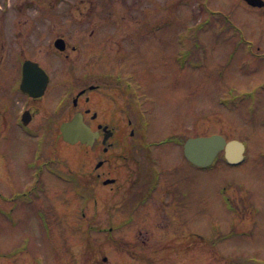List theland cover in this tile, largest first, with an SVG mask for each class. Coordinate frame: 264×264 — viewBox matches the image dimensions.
<instances>
[{"label":"rangeland","instance_id":"374dc122","mask_svg":"<svg viewBox=\"0 0 264 264\" xmlns=\"http://www.w3.org/2000/svg\"><path fill=\"white\" fill-rule=\"evenodd\" d=\"M179 1L63 0L57 6L58 12L48 7L45 22L43 10L34 8L29 14L34 28L31 30L51 35L33 37V45L43 51L40 49L54 33H66L83 53L95 52L98 60L104 59V54L106 65L97 63L106 71L120 70L123 64L129 73L123 78L132 79V74L145 92L135 95V99L152 102L149 136L153 141L171 135L194 138L218 134L244 142L246 162L230 166L218 161L216 167L200 169L184 158L177 145L158 148L155 156L164 175L162 183L172 189L173 183L179 182V189L188 193L190 209L181 217L196 234L180 237L177 232L176 238L170 241L182 243L168 240L159 243L157 232L153 234L146 227L158 218L137 212L135 225L118 227L111 240L107 233L98 230L109 228L111 219L115 227L120 225L124 218L121 215L128 213V208L122 214L114 209L121 203L113 192L116 190L111 191L112 198L107 202L109 190L98 186L97 208H101L98 211H92L89 206L84 208L85 221L81 217L82 206L79 210L74 189L68 183L46 176V192L39 190L42 197L21 196L28 176L24 166L32 158L31 148L36 146V140L16 139L15 131L7 127V131L11 130L2 135L4 128L0 123V161L4 163L1 153L7 158V163L0 167L1 264H139L140 259L148 258L140 257L143 253L140 245L146 240L151 244H145L155 250L152 257L156 264H228L229 258L237 254L242 258L254 256L255 261L264 264V11L247 7L243 0H209L205 6L201 0H194L191 8L199 17L187 19V12L181 7L172 23L167 18L172 17L171 7ZM43 2L49 5L54 0ZM208 5L221 11L224 19L234 22L235 27H241V33L219 26L224 21L220 17L208 32L200 34L204 51L190 53L183 69L177 59L182 49L177 32L186 31L185 24L196 27L203 23L209 14ZM156 21L157 27L160 21L159 32L156 36H147L146 31L154 33L151 26ZM146 22H149L147 30ZM39 53L35 57L40 58ZM8 74L11 81L12 75ZM7 86L0 83V88ZM62 90L63 87L53 88L48 104H54ZM22 103H17L19 108ZM45 151L53 160L68 163L75 172L89 166L82 162L76 147L50 142ZM64 163L56 160L52 165L65 168ZM226 198L240 202L237 213L243 214L241 217L229 210ZM171 200L166 197L164 202ZM158 206L163 205L159 202ZM159 209H164L158 225L162 228L168 223V214L170 218L172 215L167 208ZM90 224L102 235L91 231L86 235L81 226ZM229 233L230 238L218 241ZM197 234L208 242H215V248L202 249L201 239L193 238ZM114 239L130 246L116 244ZM117 246L125 250H118ZM228 249L236 252L229 253ZM219 253L225 254L219 256Z\"/></svg>","mask_w":264,"mask_h":264},{"label":"flooded vegetation","instance_id":"af4514ba","mask_svg":"<svg viewBox=\"0 0 264 264\" xmlns=\"http://www.w3.org/2000/svg\"><path fill=\"white\" fill-rule=\"evenodd\" d=\"M39 1L42 2V0H0V8L10 7L8 15H1L0 10V70L20 73L23 71L24 63L32 60L40 63L50 77L42 97H31L21 92L18 93L17 89L21 82L20 75L16 76L14 80H8L13 93L6 87L0 88V102L2 101L0 104L2 121L0 120V123L2 122L3 132L7 131L5 129L7 127V129L14 128L13 130L23 134L24 131L18 126L17 120L23 122L24 115L27 114L26 117H30L28 127L32 128V131L36 132L38 136L44 135L61 141L63 139L62 124L71 121L78 114L83 115L84 121L91 127L92 131L99 133L94 146L77 144L79 149L90 154L88 156L91 159L97 158L90 169L83 172L87 179L83 183L84 188L91 191L95 184L114 181L110 189L111 191L116 189L113 192L121 200L117 207L121 204H127V201L133 197L135 200L144 201V196L148 194L151 197L144 203L143 209L155 210L156 192H146V189L151 190L158 182L155 177L149 176V173H144L143 163L137 158V148L142 145L144 129L130 126L132 123L131 116L137 119L141 118L140 106H137L136 102L129 103V93L122 81L112 79L111 74L105 71L96 70V66L92 63L87 64L82 69H79L81 65L76 63L71 64V67L67 65L66 68L65 61L71 57L72 52L78 51L76 46L69 49L71 41L67 38L66 33H54L55 37H52L45 47L40 49L43 51L38 50L40 58L32 55L33 37L45 38V35H51L49 32L31 30L33 26L30 22L28 6L32 2L39 4ZM3 22L8 23V25L2 26ZM19 28L21 30H18ZM59 38L66 41L67 50L65 52L57 50L54 46L55 41ZM89 66L91 69L86 70V67ZM83 72L92 73L81 75ZM0 83L7 84L1 79ZM59 87H63L61 95L57 96L54 104H48L50 91ZM65 96H69V99L64 102L62 107ZM3 98L9 101L6 102ZM19 102H23L20 108L17 105ZM22 108L23 111H21ZM39 120L44 122H39ZM106 136L110 137L105 140ZM133 167H135L134 171ZM41 168L47 169V166L43 162L38 166L27 165L26 169L30 172L29 179H42L47 172H42ZM165 192L168 191H162L163 197L172 199L170 206H167V211L171 212L170 215H174L172 229L176 233L179 232L180 237H186V234L182 233V225L177 224L175 216L178 206L181 209L182 206L187 205V195L177 197L172 193ZM140 203L142 202L140 201ZM165 213L167 214L166 211Z\"/></svg>","mask_w":264,"mask_h":264},{"label":"water","instance_id":"95a60500","mask_svg":"<svg viewBox=\"0 0 264 264\" xmlns=\"http://www.w3.org/2000/svg\"><path fill=\"white\" fill-rule=\"evenodd\" d=\"M62 48L61 42L58 44ZM26 83V80H24ZM30 88V87H29ZM28 88V92L32 93ZM31 91V92H30ZM41 93H38V95ZM78 121L66 124L63 127L64 137L70 143H76L78 141L85 142L89 139V130H84L82 125ZM76 129L73 131V129ZM225 151L226 158L229 163L237 164L244 158L245 147L241 142L232 141L227 142L222 136L215 135L206 138L190 139L185 145V154L189 161L199 166L207 167L212 164L218 154Z\"/></svg>","mask_w":264,"mask_h":264}]
</instances>
